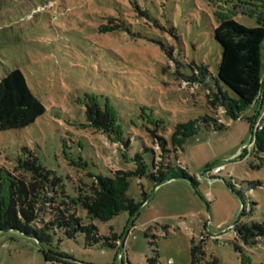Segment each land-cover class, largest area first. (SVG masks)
I'll use <instances>...</instances> for the list:
<instances>
[{
  "label": "rangeland",
  "instance_id": "1",
  "mask_svg": "<svg viewBox=\"0 0 264 264\" xmlns=\"http://www.w3.org/2000/svg\"><path fill=\"white\" fill-rule=\"evenodd\" d=\"M263 6L264 0H0V78L20 69L46 108L30 126L0 133V163L14 164L28 148L72 197L93 176L134 170L119 144L84 127L85 98L92 95L118 111L125 139L133 136L129 153L142 154L150 168L155 147L147 128L155 127L151 118L163 122L159 134L169 142L171 164L196 180L155 187L147 177L131 178L127 195L143 204L139 214L97 222L102 239L94 246L83 234L69 239L58 229L43 244L0 232V264H192L193 248L196 264H264V239L247 246L236 233L238 224L264 223V154L253 156L248 144L259 105L238 120L222 115V129L200 123L177 154L171 146L178 124L215 116L207 94L220 95L218 13L254 28L258 19L248 13ZM120 21L124 31L100 32ZM261 53L264 83V42ZM194 77L205 84L194 90L183 81ZM216 166L224 167L219 174ZM112 235L117 247L105 243Z\"/></svg>",
  "mask_w": 264,
  "mask_h": 264
},
{
  "label": "trees",
  "instance_id": "2",
  "mask_svg": "<svg viewBox=\"0 0 264 264\" xmlns=\"http://www.w3.org/2000/svg\"><path fill=\"white\" fill-rule=\"evenodd\" d=\"M248 14L257 17V27L249 28L238 23L233 13H218L219 24L214 28V37L222 47V59L215 80L220 95L214 94L213 97L211 93L207 94L208 104L215 116L178 124L171 137L172 151L176 154L183 149L185 141L197 133L200 123L209 126L213 122L215 129H222V115L238 120L242 113L260 100L264 89L261 79L264 6L262 10L256 9ZM124 26V21H120L113 27L101 28L100 32L124 31ZM183 81L193 86L194 90L205 84L197 77ZM230 92L234 97L230 96ZM84 106L87 118L84 127L101 132L111 142L119 144L122 159L133 162L135 169L111 170L109 176H93L92 182L80 186L78 195L72 197L62 179L44 168L30 149L23 148L14 164L7 166L0 163V232L16 231L43 244L50 243V233L58 229L63 230L69 239L83 234L87 246H94L102 239L97 222H107L122 212H128L131 217L139 214L143 204L127 195L131 178L147 177L155 187L178 178H186L196 185L195 178L189 175L187 169L180 164H171L169 142L159 134L163 122L151 118L155 127L147 128L155 147L150 168L142 154L132 156L129 153L133 136L130 134L125 139L119 113L108 100L101 103L98 97L88 95ZM45 112V106L33 94L20 69H13L0 78V133L24 129ZM251 122L252 155L260 157L264 154V126L262 130L253 132V119ZM262 122L264 124V119ZM251 186L262 187L258 182L251 183ZM236 233L245 245H256L264 239V223L238 224ZM105 243L117 247L120 240L112 235L105 237ZM196 251L195 248L191 251L192 264L197 263ZM44 255L48 261L52 259L48 253Z\"/></svg>",
  "mask_w": 264,
  "mask_h": 264
},
{
  "label": "built area",
  "instance_id": "3",
  "mask_svg": "<svg viewBox=\"0 0 264 264\" xmlns=\"http://www.w3.org/2000/svg\"><path fill=\"white\" fill-rule=\"evenodd\" d=\"M264 119V114H260L259 117L254 121V125H253V132H256V131H260L263 129V122L262 120ZM223 166H216L214 169H213V172L215 174H219L222 170H223Z\"/></svg>",
  "mask_w": 264,
  "mask_h": 264
},
{
  "label": "crops",
  "instance_id": "4",
  "mask_svg": "<svg viewBox=\"0 0 264 264\" xmlns=\"http://www.w3.org/2000/svg\"><path fill=\"white\" fill-rule=\"evenodd\" d=\"M257 105H259V111L256 113V115L252 118L253 121H255L260 114H263L261 113L260 111H262L263 107H264V89L262 91V94H261V98L260 100L256 103Z\"/></svg>",
  "mask_w": 264,
  "mask_h": 264
},
{
  "label": "water",
  "instance_id": "5",
  "mask_svg": "<svg viewBox=\"0 0 264 264\" xmlns=\"http://www.w3.org/2000/svg\"><path fill=\"white\" fill-rule=\"evenodd\" d=\"M252 138H253V136L251 135V138H250V140H249V145L250 144H252ZM176 180H185V181H188L189 182V180L188 179H186V178H178V179H176ZM191 183V182H190Z\"/></svg>",
  "mask_w": 264,
  "mask_h": 264
}]
</instances>
